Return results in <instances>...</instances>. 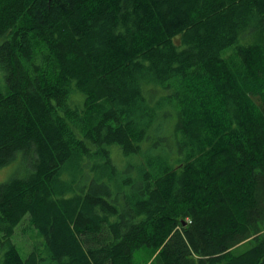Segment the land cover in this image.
I'll return each instance as SVG.
<instances>
[{
    "label": "trees",
    "instance_id": "trees-1",
    "mask_svg": "<svg viewBox=\"0 0 264 264\" xmlns=\"http://www.w3.org/2000/svg\"><path fill=\"white\" fill-rule=\"evenodd\" d=\"M18 158L0 264H264V0H0Z\"/></svg>",
    "mask_w": 264,
    "mask_h": 264
},
{
    "label": "rangeland",
    "instance_id": "rangeland-1",
    "mask_svg": "<svg viewBox=\"0 0 264 264\" xmlns=\"http://www.w3.org/2000/svg\"><path fill=\"white\" fill-rule=\"evenodd\" d=\"M20 159L18 158L14 163L0 168V184L7 182L16 175L21 176L23 174L24 167ZM33 236V231L29 225V217L26 216L13 236V241L23 258H26L33 249Z\"/></svg>",
    "mask_w": 264,
    "mask_h": 264
},
{
    "label": "water",
    "instance_id": "water-1",
    "mask_svg": "<svg viewBox=\"0 0 264 264\" xmlns=\"http://www.w3.org/2000/svg\"><path fill=\"white\" fill-rule=\"evenodd\" d=\"M182 223H183L184 226H186V222L185 221H183Z\"/></svg>",
    "mask_w": 264,
    "mask_h": 264
}]
</instances>
